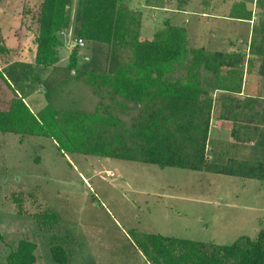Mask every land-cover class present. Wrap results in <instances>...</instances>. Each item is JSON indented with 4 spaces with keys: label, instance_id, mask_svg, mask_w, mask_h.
<instances>
[{
    "label": "rangeland",
    "instance_id": "374dc122",
    "mask_svg": "<svg viewBox=\"0 0 264 264\" xmlns=\"http://www.w3.org/2000/svg\"><path fill=\"white\" fill-rule=\"evenodd\" d=\"M78 1L72 3L71 26L58 33L63 42L58 62L43 69L34 62L43 0H0V34L8 49L0 52V70L36 112L47 105L46 82L54 86L71 75L67 67L75 51L78 68L92 58L106 63V46L74 35ZM123 1L142 13L144 39L162 35L171 24L186 29L189 48L246 54L242 75L236 73L231 82L245 94L264 93L260 61L249 52L260 15L256 0ZM74 87L68 98L92 106L91 90L85 84ZM11 93L0 76L1 100ZM214 94L215 118L225 94ZM232 149L239 153L208 156L226 160L257 154ZM263 227L262 181L78 153L64 156L50 138L0 133V264H9V252L23 238L37 244L35 264H58L51 257L56 245L65 248L67 264H150L136 235L229 244L240 236L255 238Z\"/></svg>",
    "mask_w": 264,
    "mask_h": 264
},
{
    "label": "trees",
    "instance_id": "16d2710c",
    "mask_svg": "<svg viewBox=\"0 0 264 264\" xmlns=\"http://www.w3.org/2000/svg\"><path fill=\"white\" fill-rule=\"evenodd\" d=\"M72 3L43 0L35 66L48 69L58 62L63 44L58 33L71 26ZM256 5L259 22L253 26L249 52L260 61L258 73L264 80V0ZM76 20V38L107 47L105 65L92 58L78 68L75 51L67 67L71 75L54 86L46 82L47 105L39 112L0 70L12 92L0 98V133L50 138L64 156L78 153L264 182V98H239L242 86L231 82L236 73L242 75L246 54L189 48L186 29L171 24L162 35L144 39L139 31L142 13L123 0H79ZM7 50L0 34V52ZM81 84L91 90L92 106L68 98ZM217 90L228 94L220 117L233 122V142L254 143L253 158H209ZM135 240L150 264H264V227L255 238L240 236L229 244L154 233L136 235ZM36 250L35 242L20 239L7 262L35 264ZM51 257L67 264L61 245L51 248Z\"/></svg>",
    "mask_w": 264,
    "mask_h": 264
},
{
    "label": "crops",
    "instance_id": "0c3cea01",
    "mask_svg": "<svg viewBox=\"0 0 264 264\" xmlns=\"http://www.w3.org/2000/svg\"><path fill=\"white\" fill-rule=\"evenodd\" d=\"M35 55H36V53H35ZM216 92H221V93H223L225 95L220 97L221 98L220 106H218V114H216L215 118H214V109H213V114H212V119H211V126H210V131H209L208 153H239V151H234L232 149V147L233 148H237V146L240 147V148L241 147H245L247 152L252 151L251 153H255L256 151H255V149L253 147L254 143H253V145H245L243 143L237 145V143L233 142V139H232L233 122L231 120L222 119L220 117L221 106H222L223 103L227 102L226 96L228 94H226V92H224L222 90H217ZM248 95H259L262 98H264V93L256 94V93H252L251 92L250 94H248V93L245 94V89H243V88H242V92L241 93L236 94V96L239 97V98H244V97H246ZM214 96H215V94H214ZM26 101H27V99H26ZM27 103H29V102L27 101ZM31 107L33 108L32 105H31ZM223 143H224V145H223ZM221 145H223V146L221 147ZM213 174H215V173H213ZM244 179H248V178H244ZM4 226L6 228V223H5ZM1 235L3 236L4 234H1Z\"/></svg>",
    "mask_w": 264,
    "mask_h": 264
},
{
    "label": "built area",
    "instance_id": "2783aa9c",
    "mask_svg": "<svg viewBox=\"0 0 264 264\" xmlns=\"http://www.w3.org/2000/svg\"><path fill=\"white\" fill-rule=\"evenodd\" d=\"M79 44H80V45H83V44H84V42H83L82 39L79 40Z\"/></svg>",
    "mask_w": 264,
    "mask_h": 264
}]
</instances>
